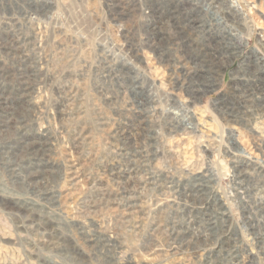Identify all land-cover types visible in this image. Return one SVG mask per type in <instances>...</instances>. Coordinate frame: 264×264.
Wrapping results in <instances>:
<instances>
[{
  "label": "rangeland",
  "instance_id": "obj_1",
  "mask_svg": "<svg viewBox=\"0 0 264 264\" xmlns=\"http://www.w3.org/2000/svg\"><path fill=\"white\" fill-rule=\"evenodd\" d=\"M120 1L126 14L115 20L109 11L117 0H0V65L12 73H0V264H244L236 257L243 250L249 264H264V117L246 127L217 111L238 103L246 67L264 71V0H237L247 24L238 12L227 21V0H193L243 43L230 59L226 46L213 52L220 62L215 86L194 102L175 84L171 63L178 66L179 54L168 65L158 58V40H145V28L168 21L167 12L147 22L149 0ZM175 1L179 10L189 4ZM184 30L202 38L197 28ZM163 42L165 55L178 49ZM131 44L135 58L127 53ZM192 46L187 57L195 55ZM112 67L129 80L125 89ZM22 78H29L26 91ZM262 97L249 91L246 98L256 110ZM34 149H45V160L33 158ZM123 149L137 167H128ZM242 161L252 164L247 178L234 170ZM198 172L210 179L203 191L196 189ZM39 186L49 203L37 199ZM173 229L194 234L191 246L179 248ZM99 235L108 247L90 242Z\"/></svg>",
  "mask_w": 264,
  "mask_h": 264
},
{
  "label": "bare ground",
  "instance_id": "obj_2",
  "mask_svg": "<svg viewBox=\"0 0 264 264\" xmlns=\"http://www.w3.org/2000/svg\"><path fill=\"white\" fill-rule=\"evenodd\" d=\"M136 1V0H135ZM226 1V0H225ZM123 1L117 0V7H113L114 9H112V12L109 11V13L111 14V16L115 19V20H121L122 17L124 16V14H126V9L122 8V3ZM228 3V12H227V21L231 22L229 17L233 18V13H239V15L241 16V20H245V17L243 15V13H241L240 7L238 5V1L237 0H227L226 1ZM131 3V2H130ZM187 3L190 4L191 7H189L188 5L182 4V9L179 10V8L176 9L177 6V2L175 0H156V2H152L149 0V2L147 1L146 6H144V9L146 10V19L148 20L147 22H149V20H151V18H153V15L155 16L156 13L155 12H159L157 15L162 16L163 13L167 12L168 14V21H165L164 23L161 22V25L159 26H153V27H146L145 28V32L148 35L147 42L148 44L153 41L154 39L158 40V43H154L155 47L159 50L160 52V56H158V58H160V60L165 59L169 65L170 62H172V53H178L179 54V60L175 63H178V66H175L174 64L171 63V65L174 66V70H175V74H178V78L176 77V85L178 86V88L180 89V91H183L184 93H187V95H189L190 100L192 102H194L195 100L197 101V97L199 94L210 90L211 87L215 86V75L216 72L219 69V61L216 59L217 57L214 54H218V53H213L215 50H219V48L222 46L225 49L226 46V50H230L233 49V52H224L225 57H227V59L232 58V55H237L239 52V47H242L243 43L241 44V37L238 36V34H233L231 31V28L233 29L232 26L229 27V24L227 23V28L226 25L223 26V28L225 29L223 32L221 30V27L219 26V24L217 23V21H215V19H209L206 17V15L204 14V8L200 6L199 3H195V1L193 0H187ZM210 3V2H209ZM126 4V3H125ZM129 4V3H128ZM112 6V5H111ZM131 6V5H129ZM216 6V5H215ZM214 6V7H215ZM110 7V5H109ZM132 8V7H131ZM162 9V10H161ZM211 9V8H210ZM213 9V8H212ZM161 10V11H159ZM204 10V11H203ZM218 10V9H217ZM133 11V10H132ZM193 13V18L191 17L189 20V13L191 12ZM216 11V9H215ZM210 12V11H209ZM220 13V12H219ZM241 13V14H240ZM211 15V14H210ZM126 16V15H125ZM214 16V15H213ZM212 16V17H213ZM235 16V15H234ZM218 17V16H217ZM219 19V18H217ZM221 19V18H220ZM194 21L196 23H198V27H195ZM145 23V26H148L150 23ZM163 23V24H162ZM171 23V24H170ZM169 24V25H168ZM247 24V22H246ZM165 29L168 28L166 31ZM195 28L198 29V31L200 32V35L202 38L199 39L197 36L194 37L193 35H188V37L184 36L181 30L186 29V30H190L194 31ZM188 30V31H189ZM185 31V30H184ZM186 31L188 34L189 32ZM194 33V32H193ZM191 34V33H190ZM187 35V34H186ZM214 38L216 41H218L217 44H215V46L213 45V43L211 42L210 38ZM196 38L195 42L192 43L194 41V39ZM160 40L161 42L163 41H167L169 43H164L163 45H168L167 49H172L175 48L178 44V49L172 50L171 53H167L165 55V52L162 50L161 44H160ZM204 41L203 46H201L202 42ZM221 43V44H220ZM193 44H195V55L192 54L189 55V57L186 56L185 52L187 50V48H192ZM218 45V46H217ZM19 47V46H18ZM135 45H130V47H128L129 49H127V53L132 57L135 58L138 54V50H136ZM214 47V48H213ZM204 48H208V49H212L209 53L208 51H203ZM3 51H5L8 55H12L14 56L15 54H11L10 52V47L8 44L4 43V46L2 47ZM1 49V50H2ZM194 49V48H193ZM202 50V52H200ZM189 51V50H188ZM231 51V50H230ZM203 53V54H202ZM209 56V58L207 57ZM238 56V55H237ZM178 57V56H177ZM255 57V56H254ZM109 59V58H108ZM17 60V57L16 59ZM139 60V59H138ZM260 60L262 62V59L256 56L255 62ZM19 61L22 62L23 60L21 59V57L19 58ZM164 62V61H163ZM126 64V63H125ZM132 64V63H131ZM123 65V64H122ZM130 64H128L129 66ZM133 65V64H132ZM131 65V67H132ZM121 66V65H119ZM130 67V68H131ZM114 67H112V71L117 74L119 73V76H115L116 77V82L117 84L122 88L125 89V87L123 86L124 83H128L129 80L126 77H123L122 75L120 76V70H118L117 68L113 69ZM129 68V69H130ZM135 68V67H134ZM261 69V68H260ZM259 68L256 69V71L251 70L250 68L246 67L245 68V72L246 76H243L242 78H238L237 79V90H240L241 88L239 86L242 87V92H238L240 93L239 95L237 94L236 97L238 99V103H233L232 105H229L228 103H222L220 106L217 107V111L222 114L223 116H225V120L228 122H233V123H239L242 125H245L246 127H249V124L251 123V120L253 117L255 116H263L264 117V97H262L263 102L257 106L258 109H254V107L250 103L249 100L246 98L247 94L249 93V91H254L256 92L257 95H264V71H260ZM244 70V69H243ZM134 71V70H133ZM112 72V73H113ZM123 72V71H122ZM0 73L3 76L8 77H12V73L10 70H6L4 68L3 65H0ZM218 73V72H217ZM25 75L28 74V72L24 73ZM23 74H20V78L22 77ZM29 75V74H28ZM124 75V74H123ZM108 76V75H107ZM113 76V75H111ZM177 76V75H176ZM250 77H252V79H250ZM30 78V77H29ZM29 78H22L19 79L20 80V89L22 91H26V82L29 81ZM107 78V77H106ZM110 78V77H109ZM249 78V79H248ZM25 81V84H24ZM114 83V82H113ZM150 83V82H149ZM23 84H24V88H23ZM115 84V83H114ZM28 88V87H27ZM120 89V88H119ZM253 94V92H252ZM146 101V100H145ZM148 101V100H147ZM251 101V100H250ZM150 110V109H149ZM260 110V111H259ZM140 112V111H139ZM142 112L144 113V111L142 110ZM141 113V112H140ZM151 113V112H150ZM135 114V113H134ZM146 116L145 115H141V114H135V118L136 119H144ZM129 118V117H128ZM130 119V118H129ZM16 122H20V121H24L23 118H15L14 119ZM143 122V121H142ZM176 119L174 117H171L170 120V128L173 134L177 135L178 130H180V126L179 124H175ZM141 124V123H140ZM8 128V126H7ZM11 128V127H10ZM9 128V129H10ZM13 128V127H12ZM4 129V128H3ZM190 129V128H189ZM184 130V129H183ZM15 131V130H14ZM185 132L187 131V129L184 130ZM190 131V130H189ZM14 133V132H13ZM191 133V131H190ZM189 133V134H190ZM188 134V133H187ZM133 135V134H132ZM138 135V134H137ZM9 139V138H8ZM181 140V139H180ZM184 140V139H182ZM180 142V141H179ZM178 142V143H179ZM180 144V143H179ZM178 144V145H179ZM32 145V144H31ZM137 145V144H136ZM139 145V144H138ZM184 145V144H183ZM27 146V145H26ZM31 147V146H30ZM43 148V145H42ZM121 149V148H120ZM264 149V148H263ZM184 150V149H183ZM192 150V149H190ZM26 151V150H25ZM31 151V154L33 156V158H38L37 160H45L46 158V152L45 149H34V151L32 150H28ZM122 155L127 157V153L126 150L123 149L122 150ZM137 151V150H136ZM138 152V151H137ZM186 153V152H184ZM29 154V153H28ZM193 155V154H192ZM0 161L4 162L5 160V156L0 154ZM135 157V156H134ZM132 157L128 156L126 158L127 161V165L128 167L133 163L136 167H137V161H131ZM189 159V158H187ZM193 159V158H192ZM19 160V159H18ZM48 160V159H47ZM46 160V161H47ZM191 160V159H190ZM27 161V160H26ZM29 162V161H28ZM27 163V162H26ZM36 163V162H35ZM38 163V162H37ZM42 163V162H41ZM39 164V163H38ZM44 164V163H43ZM3 167H10L11 169V173H13L14 175H16L17 173H20L21 170L19 168L17 169H13L11 168L12 165H8V164H3ZM20 165V164H18ZM18 167V166H17ZM38 168V167H37ZM9 169V170H10ZM236 169L238 176L242 177V178H247L248 175H250L248 173L249 169H252V164L251 163H247V162H239L237 163V165L235 166L234 170ZM7 170V169H6ZM131 170V169H130ZM202 171V170H200ZM208 171V170H207ZM138 172V171H137ZM126 173V172H125ZM10 174V173H9ZM126 175V174H125ZM206 174H204L203 172H198V173H194L193 177L195 178V181L198 182V185L196 186V189H199V191H203L205 189L203 183L206 182V180L208 179V176H205ZM36 175L30 174L28 176V178L30 179H34ZM130 177V176H129ZM258 177V176H257ZM131 178V177H130ZM210 180V179H209ZM207 180V181H209ZM129 181V179H128ZM256 181V180H255ZM35 183V182H34ZM36 193H37V199H40L41 201H51V195L48 193L43 192V188L42 186L37 187L36 188ZM178 189V188H177ZM43 190V191H42ZM53 195V194H52ZM188 197H190V195H187ZM131 198V197H130ZM246 200V199H245ZM175 201V200H174ZM244 201V200H242ZM247 203V202H246ZM245 205H248L246 204ZM223 204V203H222ZM261 204V203H260ZM218 206V205H217ZM260 206V205H259ZM207 207V206H206ZM205 207V208H206ZM219 207V206H218ZM250 207V206H249ZM127 208V207H126ZM133 208V207H131ZM192 208V207H190ZM21 209L27 213L29 211L28 208H25L24 206H21ZM26 209V210H25ZM197 209V208H196ZM126 210V209H125ZM124 210V211H125ZM221 210V209H218ZM224 210V209H223ZM257 210V209H256ZM262 210V209H260ZM264 211V210H263ZM131 213V212H130ZM226 213V212H225ZM125 214V213H124ZM210 214V213H209ZM213 214V213H212ZM223 214V213H222ZM127 215V214H125ZM205 215V214H204ZM210 216V215H209ZM221 216V215H219ZM224 217V216H223ZM47 221V220H46ZM198 221V220H197ZM209 223L212 224V230H213V225L214 223H212V219H208ZM205 222V220H204ZM209 224V226H210ZM206 226V225H205ZM162 227V226H161ZM173 227V226H172ZM216 227V225H215ZM158 228V227H157ZM169 228V227H168ZM209 228V227H208ZM164 229V228H163ZM193 230V229H192ZM215 230V229H214ZM82 231V230H81ZM195 231V230H194ZM202 232V231H201ZM217 232V231H216ZM220 232V231H218ZM228 232V231H227ZM230 232V231H229ZM213 234V233H212ZM228 235V234H227ZM253 235H256V237H260L263 234H257V232H253ZM252 235V236H253ZM119 236V235H118ZM194 234H190L187 233L184 230H175L173 229L170 232V237L172 238V240L174 241H178V244L180 245L179 248L183 247L184 245L186 246H191V241H193V237ZM211 236V235H210ZM264 236V235H263ZM206 237V236H205ZM229 237V236H228ZM212 238V237H211ZM214 238V237H213ZM261 238V237H260ZM259 238V239H260ZM92 239V238H91ZM209 239V237H208ZM257 239V238H256ZM263 239V238H261ZM89 240V239H88ZM197 240V239H196ZM204 240V239H203ZM219 240V235L215 236V246H218V241ZM228 240V239H227ZM237 241V238H236ZM240 241V240H239ZM91 243H96L99 242L104 248L107 246L108 247V241L107 239L104 237V235H99L97 236L96 240L94 238V240L90 241ZM230 242V241H229ZM234 242V240H233ZM260 242V241H259ZM187 243V244H186ZM201 243V242H200ZM118 244V243H117ZM210 244V243H209ZM240 244V243H239ZM239 244H235V248H236V252H238V248H239ZM155 245V244H154ZM161 245V244H160ZM212 245V244H211ZM214 245V244H213ZM242 245V244H241ZM240 245V246H241ZM244 245V244H243ZM242 245V246H243ZM115 246V245H113ZM170 246V245H169ZM210 246V245H209ZM172 247V246H171ZM234 247V246H233ZM111 248V247H110ZM113 248V247H112ZM178 248V247H177ZM188 248V247H187ZM207 248V247H206ZM210 248V247H209ZM173 249V248H172ZM170 248V250H172ZM185 249V248H184ZM193 249V248H192ZM212 249V247H211ZM247 249V248H245ZM178 250V249H177ZM213 250V249H212ZM114 251V250H113ZM214 251V250H213ZM220 251V250H219ZM218 251V252H219ZM223 251V250H221ZM225 251V250H224ZM234 251V249H233ZM242 251V250H241ZM207 252V251H206ZM216 252V251H215ZM212 253V252H211ZM227 253V252H226ZM232 253V251H231ZM188 254V253H187ZM219 255V254H218ZM262 255L264 257V252H262ZM233 256V255H232ZM119 257V256H118ZM236 257L239 259H241V261L244 262V264H249L250 262V257H251V253L248 254L245 250H243L241 253H237ZM262 258V256H261ZM254 259V258H253ZM259 260V259H258ZM122 262V261H121ZM264 262V261H263ZM131 264V263H130ZM240 264V263H239Z\"/></svg>",
  "mask_w": 264,
  "mask_h": 264
}]
</instances>
